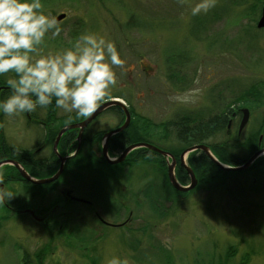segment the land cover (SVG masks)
I'll list each match as a JSON object with an SVG mask.
<instances>
[{"label":"rangeland","instance_id":"1","mask_svg":"<svg viewBox=\"0 0 264 264\" xmlns=\"http://www.w3.org/2000/svg\"><path fill=\"white\" fill-rule=\"evenodd\" d=\"M193 2L44 0L46 10L66 15L60 20L61 35L46 37V50L67 47L85 31L114 41L125 66L115 69L118 84L100 104L110 97L124 100L130 131L164 150L181 146L170 121L189 116V122H201L235 100L230 109L247 108V124L240 130L239 122L226 127L209 141L244 140L264 118V28L257 27L264 0H216L207 14L191 16ZM196 88L200 91L193 103L169 99ZM47 109L4 117V135L15 151L29 149L38 157L46 125L28 117L45 119ZM52 113L55 120L48 127L68 118V126L76 121L66 117L75 112L55 108ZM123 121L118 112L106 110L86 133L108 132ZM73 129L61 133L62 127L55 140ZM104 140L105 133L95 142V157L89 154V142L82 143V159L97 160V167L87 171L71 165L70 179L65 169L44 196L47 184H26L13 163L0 168V264H106L112 256H126L132 264H264L262 171L246 169L212 185L198 181L187 195L176 194L162 157L136 161L134 149L123 161L108 165L100 159ZM11 174L17 180L8 181ZM62 188L93 205L70 202ZM166 240L168 246L162 243Z\"/></svg>","mask_w":264,"mask_h":264},{"label":"clouds","instance_id":"2","mask_svg":"<svg viewBox=\"0 0 264 264\" xmlns=\"http://www.w3.org/2000/svg\"><path fill=\"white\" fill-rule=\"evenodd\" d=\"M186 0H178L184 4ZM216 0H194L191 16L207 14ZM57 15L46 10L44 0H0V78L6 77L8 95L0 98V115L17 118L53 105L85 119L117 86L116 68L125 59L114 41L93 32H81L67 47L46 50V37L61 35ZM198 84V79L193 81ZM200 89L174 94L170 100L193 103ZM12 196L8 194V198ZM168 246L169 241H163ZM106 264H132L112 256Z\"/></svg>","mask_w":264,"mask_h":264},{"label":"trees","instance_id":"3","mask_svg":"<svg viewBox=\"0 0 264 264\" xmlns=\"http://www.w3.org/2000/svg\"><path fill=\"white\" fill-rule=\"evenodd\" d=\"M259 1H261V0H259ZM168 61L170 62V64H172V60H170V58H168ZM177 62L178 61L176 60V64L181 63V62H178V63ZM168 66L170 69L171 66L170 65H168ZM172 75L176 76L175 78H178V79L180 77V75L176 72H173ZM4 79H6V78L5 77L0 78V86H4V85L7 86L4 83ZM257 91L258 90H256V92ZM6 95H8V89L7 88L3 89L0 92V98H3ZM256 99H258V98H256ZM252 100H255V98ZM231 103L226 104V107H227L226 110L224 109L221 113L216 114L214 117H211L207 120H201V122L200 121L197 122V120H195L196 118H192V119H194L193 120L194 122H189L188 121V118H190L189 116H187V117L182 116L178 120L170 121V125H171L170 127H174V130H176V138L178 139L179 143L181 144V146L176 150L175 149L174 150L169 149L171 151V153L177 158V160H178L180 154L183 152V150H185L191 146H194V145L203 144V145L209 146L211 148L212 152L215 154V156L222 163L228 164V165H241V164H244L246 161H248L249 158L251 156H253L260 148L264 147V138L260 142V135L262 134V133L260 134V132H262L261 130H264V118L261 121L260 127L257 130L250 132L248 135H245V137L243 138L244 140H241V141L237 140V142L230 141L228 139L219 140L217 142H210L209 141L210 139H212V140L216 139L215 137L219 136V134H221L222 131L224 132L225 128L228 127L230 117H231L232 113L235 111L234 109H230V108H231V106L236 105L237 101L235 100ZM54 109H55L54 104L48 107V109H47L48 115L46 116L47 122L51 121V120H55L52 116L53 115L52 110L54 111ZM107 110L108 111H116L121 115V118L123 120L125 119L124 111L120 107L112 106L111 108H109ZM69 116H70V118L75 117V119H76V121L70 120L71 123L81 122L85 119L83 117H80L78 114H75L74 116L72 114H70L66 117H69ZM29 117H31L30 120H33V118L35 117V120H34L35 123H42L41 121H39V118L37 116L32 117V115H31ZM3 121H4V117L2 115H0V160L6 159L9 157L15 158V159H18L20 162H22L23 165L27 169L29 168L30 170L33 171L35 168H37L36 154L32 153L33 151L29 150V149H26L27 151L26 150L15 151V147L8 143L6 136L4 135ZM68 121H69V118L66 121H62V123H59L57 125V127H53V129H51L52 141L55 140L59 130L62 128V126H65L68 123ZM236 125H238V124H236ZM130 128H131V124L123 132L118 133L117 135L113 136L110 139L109 147L111 148L112 153L113 152L120 153L127 146H129L133 143H137V142H148V143H152V144L156 145L155 141H153L149 138H146L145 136L136 135L133 132V130L130 131ZM86 131H87V129L85 130L83 140L86 142L87 141L89 142V144H90L89 154H91L92 157H95L96 156V154H95L96 153L95 142L98 141V143H99L100 138L103 135V132L102 131H100V132L94 131L90 135H88L86 133ZM67 137H68V134H66V136L63 137V142H64L65 147L68 148ZM76 138H77V130L76 129L70 130V153L74 152L77 148L78 140ZM214 141H216V140H214ZM156 146H158V145H156ZM81 152H82V150L70 158V160L68 161V163H70V164H68V165H70V168H73V167H71V165H77L79 168H82L83 170L88 171V170H92L93 166H96V167L98 166L97 160L94 163L92 160L88 161L87 157L82 159ZM133 155L136 156V158H135L136 161H138L140 158L144 159V158L155 157V156L162 157L157 152L150 150V149H147V148L135 149V151L133 152ZM100 159L103 162L105 161L103 156H100ZM162 162H164V165H166L165 164L166 161L164 158L162 159ZM188 162H189V165L194 170L196 177L198 178V181L206 183V184H211V185L214 183H223L227 179V177H229L233 174H239V173L242 174L244 172V171L233 172V171H227V170L222 169L217 164H215L203 150H196L193 153H191L189 155ZM32 163L36 164V166L34 167ZM31 164L33 167H31ZM106 164L110 165L107 162H106ZM262 166H264V155L259 157L247 169L246 172H252V171L260 172V171H262L260 173H264V171H263L264 168L263 169L261 168ZM257 170H259V171H257ZM176 172L178 175L177 176L178 180L180 182H183L186 184L187 181H189V174H188V172H186V170L181 165H179ZM9 177L10 178H8V181L17 180V179H15V177L12 176V174ZM46 186H49V184ZM170 188L176 194L187 195L190 192V191H188L186 193L180 192L178 190L173 189L171 186H170ZM48 189H49V187H48ZM161 195H163V194H161ZM53 221H54V218L51 220V222H53ZM48 250H49V248H47L45 252H47ZM232 254L233 253H230V255H232Z\"/></svg>","mask_w":264,"mask_h":264},{"label":"water","instance_id":"4","mask_svg":"<svg viewBox=\"0 0 264 264\" xmlns=\"http://www.w3.org/2000/svg\"><path fill=\"white\" fill-rule=\"evenodd\" d=\"M66 15L63 13V14H60L57 19L58 21L64 19ZM257 27L258 28H264V4L262 6V10H261V15H260V18L258 20V23H257ZM6 87H1L0 90L4 89ZM111 106H119L122 108V110H124L125 112V116H126V120L124 122L123 125H121L120 127L114 129V130H111L109 132H107L105 134V144L103 145V153H104V157L107 159V161L111 164H116V163H119L121 161H123L126 156L134 149L136 148H140V147H144V148H147V149H150V150H153L159 154H161L162 156L166 157V161H167V164H168V176H169V180L171 182V184L179 191H182V192H186V191H189L191 189H193L198 180L196 178V175L193 171V169L186 163V155L189 153V152H192L194 150H197V149H202L208 156L209 158L215 163L217 164L219 167H221L222 169L224 170H227V171H243V170H246L248 169L259 157H261L262 155H264V148H261L260 150H258L253 156H251L249 158L248 161H246L244 164H241V165H228V164H224L222 163L211 151V149L206 146V145H203V144H200V145H194L186 150H184L180 156V159H181V163L186 167L189 175H190V185L189 186H184L182 185L178 179H177V176H176V172H175V169H176V158L175 156L168 152V151H165L153 144H150V143H147V142H138V143H134V144H131L129 145L124 151L123 153L117 157V158H110L109 155H108V140L111 136L117 134V133H120L122 132L124 129H126L128 127V125L130 124V120H131V113L129 111V108L128 106L126 105V102L120 98H112L110 100H107L103 103H101L99 106H98V109H97V112L93 114L92 117L90 118H87V119H84L83 121L79 122V123H75V124H70L69 126H65L63 128V130L61 131V133H63L64 131H66L67 129H73V128H79L80 129V135H79V139L81 138V135H82V132L83 130L89 125L90 122H92L100 113H102L104 110L108 109L109 107ZM243 113H244V116H243V119H242V122H241V126L240 128L242 129L248 122L249 120V110L247 108H244L242 109ZM61 135V134H60ZM59 135V137H60ZM57 143H58V140L56 141V144H55V147H57ZM67 157H61V166H60V169L58 170V172L53 175L51 178L49 179H42V180H37V179H34V178H31L30 175L28 174V172L25 170V168L20 165L17 161L15 160H12V163L15 164L19 171L21 172V174L26 178V179H32L31 181L35 182V183H46V182H51V181H54L59 175L60 173L62 172L63 170V167H64V163L66 161ZM171 159V160H170ZM6 163V162H5ZM1 165V164H0Z\"/></svg>","mask_w":264,"mask_h":264},{"label":"flooded vegetation","instance_id":"5","mask_svg":"<svg viewBox=\"0 0 264 264\" xmlns=\"http://www.w3.org/2000/svg\"><path fill=\"white\" fill-rule=\"evenodd\" d=\"M243 112L241 111V109L240 110H237V112L236 111H234L233 113H232V115H231V117H230V120H229V124H228V128H231V126L233 125V123L234 124H238V122H239V130H240V125H241V122H242V119H243ZM31 117H29V119H30ZM39 121H41L44 125H46V128L45 127H43V129L45 128V131L43 132V135L41 136V145L36 149V153H37V155H38V157H36L37 158V164H38V168H40L41 169V171H43L44 169L46 170V172H47V174L48 175H51V176H53V175H55L57 172H58V170L60 169V163H58L59 161H60V157H59V155L57 154V152L60 150L61 151V154H62V156L61 157H63V156H68V158L66 159V161H65V163L66 162H68L69 160H70V130H68V137H67V144H68V148L67 147H65V145H64V142H63V138H60V140H59V142H58V144H57V147H55V144H56V140H54V141H52V135H51V129H53V127L54 126H51V127H48L47 126V121H46V118L45 119H39ZM77 123H79V122H77ZM92 123V122H91ZM90 123V124H91ZM75 124V123H74ZM89 124V125H90ZM89 125L83 130V132H82V137L84 138V133H85V130L89 127ZM66 126V125H65ZM65 126H62L63 128L65 127ZM118 127V126H117ZM76 130H77V138L76 139H78V137H79V134H80V129H78V128H75ZM59 132H60V130H59ZM58 132V133H59ZM104 133H106V132H103V135H104ZM58 135V134H57ZM115 135H117V134H115ZM115 135H113V136H115ZM113 136H111L110 138H109V140H108V149H109V153L110 154H115V152H113L112 153V150H111V148L109 147V141H110V139L113 137ZM56 139V138H55ZM84 141V140H83ZM78 146H80L78 149H77V153L79 152V151H81L83 148V144H79L78 143V145H77V147ZM57 148V151L55 150ZM197 150H202V149H197ZM47 152L45 155L44 154H42L43 152ZM194 151H196V150H194ZM194 151H192V152H194ZM192 152H190V154L192 153ZM189 154V155H190ZM189 155H188V158H189ZM64 163V164H65ZM59 164V165H58ZM179 165H181L185 170H186V172H188L187 171V169H186V167L181 163V160L178 158V160H177V158H176V171H177V168L179 167ZM69 166V165H68ZM68 166H64L63 167V170H62V172L60 173V175L61 174H63L64 173V170L65 169H67L68 171L66 172V173H68L67 175H66V177L68 176V178L70 179V167H68ZM58 167V168H57ZM176 174H177V172H176ZM178 176V175H177ZM52 182V181H51ZM49 183V185L50 186H48L49 187V189L51 188L52 189V187H51V185H52V183H54V182H52V183ZM48 185V184H47ZM65 187V186H64ZM57 188V187H56ZM48 188H46V189H44L45 190V193L43 192H41L42 194H44V195H46V194H48V190H49ZM58 189V188H57ZM62 190L63 191H66L65 193L69 196V198L71 197L72 198V194H71V191L69 190V189H66L65 190V188H62ZM53 191V190H52ZM54 192H56V190L54 189ZM116 211V210H115ZM101 219H103L102 217H100ZM104 223H108V222H104ZM110 224V223H109ZM112 226H117L118 224H111Z\"/></svg>","mask_w":264,"mask_h":264},{"label":"bare ground","instance_id":"6","mask_svg":"<svg viewBox=\"0 0 264 264\" xmlns=\"http://www.w3.org/2000/svg\"><path fill=\"white\" fill-rule=\"evenodd\" d=\"M5 86V85H4ZM1 87H3V86H0V88ZM0 92H1V90H0ZM242 109H244V108H242ZM242 109H241V111H242ZM240 110V109H239ZM243 112V111H242ZM243 115H244V113H243ZM78 142L80 143V145L82 144V143H84V142H86V141H83V137L81 136V138L79 139V137H78ZM126 149V148H125ZM124 149V150H125ZM56 151H57V148L55 149ZM123 150V151H124ZM186 150V149H185ZM123 151H121L120 153H119V156L123 153ZM184 151V150H183ZM57 154L59 155V157L61 158V156H62V154H61V151L59 150L58 152H57ZM182 154V153H181ZM181 154H180V156H181ZM190 154V152L186 155V162H187V160H188V155ZM109 155V154H108ZM180 156H179V159H180ZM109 157L110 158H113V157H111L110 155H109ZM163 158L165 159V161H166V157H164L163 156ZM104 159H105V161L107 162V163H109L108 161H107V159L104 157ZM12 160H15V161H17L20 165H22L24 168H25V170L28 172V174L30 175V177L31 178H34V179H37V180H42V179H49V178H51L52 176L51 175H48L47 174V172H46V170L44 169L43 171H41V169L40 168H38V164H37V168H35L33 171L32 170H30L29 168L27 169L24 165H23V163L22 162H20L18 159L16 160L15 158H11V157H9V158H6V159H3V160H0V168L3 166V165H5V164H7V162H9L8 164H12ZM181 160V159H180ZM6 162V163H5ZM35 162V161H34ZM167 162V161H166ZM58 163H62V161H61V159H60V161L58 162ZM33 164V166L35 167L36 166V164H34V163H32ZM32 164H31V167H33L32 166ZM110 164V163H109ZM112 164V163H111ZM12 166H14L17 170H19L18 169V167L15 165V164H12ZM167 171H168V168H167ZM20 172V171H19ZM21 173V172H20ZM38 175H41V176H38ZM24 179L26 180H24L25 182H26V184H31V183H35V182H33V181H31L32 179H26L25 177H24ZM50 182H46V183H43V184H49ZM41 184V183H40ZM41 196H44V194H42L41 193ZM79 201H82V202H80V203H82V204H86V205H89V206H92L93 205V202H91V201H86V200H76V199H73V198H71L70 197V202H79Z\"/></svg>","mask_w":264,"mask_h":264}]
</instances>
